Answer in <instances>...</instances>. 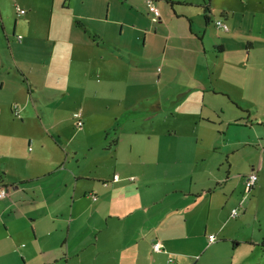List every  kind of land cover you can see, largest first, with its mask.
I'll return each mask as SVG.
<instances>
[{"label": "crops", "instance_id": "crops-1", "mask_svg": "<svg viewBox=\"0 0 264 264\" xmlns=\"http://www.w3.org/2000/svg\"><path fill=\"white\" fill-rule=\"evenodd\" d=\"M64 1L76 10L74 20L97 23L100 29L85 32L69 16L55 21L53 15L49 29L37 34L30 28L38 8L23 0H13L15 42L0 24V39L4 34L11 53L9 63H0V186L8 190L0 198V264H264L259 196L264 158L251 170L228 169L217 175L209 169L198 180L193 173L202 156L198 140L207 139L214 151L220 141L214 129L201 135L194 126L205 120L215 125L226 117V107L215 109L216 100L207 97L221 95L249 117L252 105L264 100V0H242L240 11L221 6L227 16L218 19L227 23L228 31L218 28L212 15L203 24V11L192 14L194 3L188 0H174L179 3L174 10L156 1V14L144 0ZM17 7L25 14H18ZM58 88L68 96L77 91L71 97L80 104L84 124H74L72 136L98 123L108 137V130L117 126L112 136L117 143L109 142L105 157L84 163L80 150L58 146L47 155L42 138L39 142L36 134L18 131V124L32 117L44 124L39 108ZM206 100L209 112L204 113L201 103ZM14 104L20 116L14 115ZM129 112L135 113L134 124L137 118L147 121L162 113L173 128L162 133L164 141L152 162L139 160L145 153L141 133L123 138L115 124L119 113ZM240 118L230 121L247 127ZM55 119L59 124L60 117ZM54 128L46 134L62 138L63 128ZM174 136L173 146L165 147L167 137ZM33 141L40 150H33ZM181 155L189 158L177 157ZM253 171L260 176L245 193L243 180ZM233 209L239 216L232 217ZM209 234L216 235L214 242ZM155 241L163 251H154Z\"/></svg>", "mask_w": 264, "mask_h": 264}, {"label": "rangeland", "instance_id": "rangeland-1", "mask_svg": "<svg viewBox=\"0 0 264 264\" xmlns=\"http://www.w3.org/2000/svg\"><path fill=\"white\" fill-rule=\"evenodd\" d=\"M23 1H29L30 3L34 4L38 8V14L36 19L33 20L32 26L30 28L31 31L37 33V34H44L50 26L51 19L54 15L55 21H58L62 19L65 16H69L72 18L71 20L76 22V19H73V13L76 12V10L73 7L68 6V2L62 0H23ZM161 0H157V2L160 3ZM165 1V0H162ZM193 1L194 6H191L190 12L192 14H195L198 12L197 9H199V12H202L201 7H199L198 4H202L205 2L210 1V9L212 10V20L215 21V19L220 18L221 10L220 7L223 5H230L232 9L235 11H240L244 9V4L242 0H188ZM19 2V1H18ZM145 2V0H144ZM138 3V2H136ZM161 4V3H160ZM15 2L13 0H1L0 1V14H1V23L5 24V28L8 30V37L9 40L12 42H15L16 39L13 38L12 33L15 28V21H16V14L14 9ZM88 8V7H87ZM180 9L181 7H177ZM86 12V8H84ZM200 12V13H201ZM238 18L241 16L240 12H236ZM214 15V16H213ZM204 15L201 17V22L204 24ZM250 12L246 13L245 19H249ZM85 20V18H84ZM84 22L85 26H87L88 31L90 32H97L100 27L97 23L90 24L89 21H82ZM76 25V24H75ZM1 28V27H0ZM210 29L214 30L215 33L221 32V30H216L214 25L210 26ZM4 33L3 31H1ZM19 35L18 33L16 34ZM209 41H207V44ZM142 45V43H141ZM11 53L9 48V43L7 42L5 35H1L0 39V63L4 65V59H6V63L10 62ZM14 79V75L12 76ZM17 82L21 81L20 77H16L15 79ZM97 81L102 80V76L96 77ZM58 91H55L52 95V97L47 98L46 106H43L39 108L40 110H43L44 118V124L39 125L38 118H29L26 120L25 123L18 124V131L22 132V135H34L39 138V142H41V138L43 141V149L42 151L46 153L47 155H53L55 153V147L58 146L59 148H66V149H78L80 150V154L78 155V158H80L81 162L89 163L93 159L98 160V158L105 157V150L107 146H109V142L112 140V136H114V130L116 129L115 126L111 130H108V133L110 134L108 137L104 132H101L100 129L97 128L98 123L89 124L87 131L83 133L81 131L80 134H75V136H72V133L76 130L74 129V124L76 125V119L72 118V113L79 109L80 104L75 105L73 101V97L77 95V91H73L71 93V96L65 95L63 91H60L61 88H58ZM4 94V90H3ZM207 98L211 99L212 102L214 101V104L212 107L215 109L226 107V117L221 118L219 120L220 123H215V125H210L209 122L205 120V122L202 125L194 126L195 133L204 134L206 130H210L213 134V129L215 130V133L218 135L220 141L217 146L218 149L214 151L210 149L211 142H209L207 139H199L197 148H198V155H202L199 159H197L194 163L193 167V173L194 177L198 180L199 179H205L206 176H208L205 172H208L209 169H211L215 174H225L228 169L231 170H251L252 166H256L260 163L261 158H264V100L258 103V105H252L250 114L251 116H247L245 114L240 115V113L232 106L226 104V99L224 97L216 96L214 99L211 95H209ZM66 103V104H64ZM208 103V104H206ZM206 103H201V108L204 111V113L209 112V102L206 100ZM134 112H129L127 114H118V118L116 120L115 124L120 125V133H122V137L126 138L128 135L132 134L135 131H138L141 133L139 145L142 146L145 149V153L143 155L141 154V160L144 157H147L150 159L148 162H152V157L154 154V150L158 149V146L162 144L164 140L161 139L162 133H165L167 129H173L169 126L168 122H165L162 117V113L160 116H156L152 120H144L142 117L135 119L136 123L134 122ZM240 116V122L243 126L247 127H240L237 125H234V121H230L233 119L234 116ZM56 117H60L59 124ZM68 117L71 118V121L68 120ZM14 119L20 120L19 118L13 116ZM230 121V122H229ZM214 124L213 122H211ZM2 117L0 116V132L2 130ZM189 121H188V124ZM62 127L64 136L60 138L58 134H53L52 138L49 137L46 134V131H54V127ZM201 126V127H200ZM121 127L123 129L121 130ZM180 132V127H178ZM163 130V131H162ZM218 130H221L222 134L218 132ZM113 134V135H112ZM111 136V137H110ZM176 136L170 140L168 137V140H165L163 145L165 147L173 146L170 142L175 139ZM177 138V137H176ZM164 139V138H163ZM1 140V139H0ZM230 142L234 143V145L230 146ZM237 142L244 143V144H235ZM58 143V145H56ZM18 152H23V146L22 141H19L18 143ZM186 145H191L192 147L194 145L193 142L187 141ZM1 146V141H0ZM33 150H40V144H38L36 141L32 142ZM92 147L89 154L87 153L89 148ZM237 148L238 150H234V148ZM155 148V149H154ZM209 148V149H208ZM29 147L26 146V150L29 151ZM151 149H153L151 151ZM86 155V156H84ZM145 155V156H144ZM136 155H134L135 157ZM185 155L177 156L181 157L183 159ZM189 158V156H185V158ZM193 157V156H192ZM110 162V161H109ZM193 162V161H192ZM191 163V158H190ZM111 165V164H109ZM206 175V176H205ZM260 176V174H259ZM258 176V177H259ZM244 184V180H243ZM244 191V190H243ZM242 193V189H241ZM247 196V195H246ZM261 197L262 204H260V210L264 207V188L263 192L259 195ZM252 215V214H251ZM239 216V215H238ZM252 218V216L250 217Z\"/></svg>", "mask_w": 264, "mask_h": 264}, {"label": "built area", "instance_id": "built-area-1", "mask_svg": "<svg viewBox=\"0 0 264 264\" xmlns=\"http://www.w3.org/2000/svg\"><path fill=\"white\" fill-rule=\"evenodd\" d=\"M146 5L150 11V13L156 14L159 12L157 6L153 2V0H145ZM18 14H25V10L17 7L16 8ZM215 24L218 28H220L223 31H228L229 27L227 23L223 19H216ZM21 35L18 36V39H21ZM12 110L15 116H20V108L17 104H14L12 106ZM83 114L81 110H77L73 113V117L76 119V127L77 128H82L83 127ZM114 178L117 179L118 176L114 175ZM258 179V174L256 172H251L247 174L244 178V185H245V193H249L250 190L255 186L256 182ZM8 194V190L5 187L0 186V198L5 197ZM238 209H233L232 210V217L235 218L238 215ZM209 241L214 242L216 240V235L215 234H209L208 235ZM153 249L156 252H161L163 251V245L160 241H155L153 243ZM171 261V260H170Z\"/></svg>", "mask_w": 264, "mask_h": 264}, {"label": "trees", "instance_id": "trees-1", "mask_svg": "<svg viewBox=\"0 0 264 264\" xmlns=\"http://www.w3.org/2000/svg\"><path fill=\"white\" fill-rule=\"evenodd\" d=\"M157 0H153V2L155 3ZM165 2L168 4V5H170V7L172 8V10H174V5H177V4H179V3H177V2H175L174 0H165ZM200 7H201V9H202V11H203V13H204V18H205V22H208L209 21V19H210V16L212 15V13H211V11H210V1H208V2H205V3H202L201 5H200ZM227 16V13H221L220 14V18H225ZM0 24H1V14H0ZM76 24H77V26H79V27H81L82 29H84L85 30V32H87V28H86V26H85V24L82 22V21H80V20H77L76 21ZM1 27V29H3V27L2 26H0ZM92 38L94 39V40H96L97 39V36H92ZM217 49H220V47H216ZM116 143H117V139L116 138H114V139H112L111 140V145H116ZM4 187V186H3Z\"/></svg>", "mask_w": 264, "mask_h": 264}, {"label": "clouds", "instance_id": "clouds-1", "mask_svg": "<svg viewBox=\"0 0 264 264\" xmlns=\"http://www.w3.org/2000/svg\"><path fill=\"white\" fill-rule=\"evenodd\" d=\"M216 25V24H215Z\"/></svg>", "mask_w": 264, "mask_h": 264}]
</instances>
